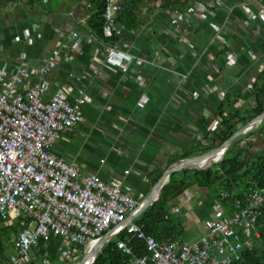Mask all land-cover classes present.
I'll return each mask as SVG.
<instances>
[{"label":"crops","instance_id":"obj_1","mask_svg":"<svg viewBox=\"0 0 264 264\" xmlns=\"http://www.w3.org/2000/svg\"><path fill=\"white\" fill-rule=\"evenodd\" d=\"M75 5L74 0L0 1V66L10 74L19 62L33 69L55 59L46 98L65 88L69 101L79 91L89 100L82 120L54 143L52 154L82 174L122 184L141 203L168 166L200 155L201 143H208L220 123L223 104L242 105L240 94L264 73V0H177L169 7L144 0L133 38L120 40L126 45L121 60L113 61L105 58L107 42L89 32L88 15H75ZM64 24L78 38H59L55 29ZM207 197L193 185L172 201L174 238L192 243L206 232V221L219 215ZM61 242L53 235L40 240L32 258L47 253L49 262L54 252L60 257Z\"/></svg>","mask_w":264,"mask_h":264},{"label":"built area","instance_id":"obj_2","mask_svg":"<svg viewBox=\"0 0 264 264\" xmlns=\"http://www.w3.org/2000/svg\"><path fill=\"white\" fill-rule=\"evenodd\" d=\"M122 1L105 0L102 35L113 39L105 46L108 61L121 60L126 45L115 39L122 31L115 21ZM55 30L59 38H78L70 24ZM25 56L21 53L19 58ZM56 65L52 58L33 69L19 62L10 74L6 65L0 66V221L18 215L23 218L15 251L6 264L30 263L32 247L51 235L62 239L59 256L65 259L76 258L79 247H88L105 233H115L114 237L125 231L129 237L117 239L116 245L127 256V264H232L253 246L260 236L259 220H264V190L256 188L250 190L244 206L236 201L234 211L223 218L219 202L214 201L219 215L206 221V232L197 241L183 243L174 237L159 241L144 236L146 253L133 254L130 240L141 234L142 226L131 216L140 203L122 184L82 174L51 152L54 143L82 120L83 105L89 100L79 91L69 101L65 88L46 98L47 76ZM32 77L35 81L28 85ZM135 81L144 86L142 77Z\"/></svg>","mask_w":264,"mask_h":264},{"label":"trees","instance_id":"obj_3","mask_svg":"<svg viewBox=\"0 0 264 264\" xmlns=\"http://www.w3.org/2000/svg\"><path fill=\"white\" fill-rule=\"evenodd\" d=\"M7 4L18 3L21 0H0ZM34 2L36 0H29ZM38 1V0H37ZM46 1L48 0H39ZM76 2L75 15L86 14V26L89 32L98 40L109 42L103 38V13L105 0H74ZM144 0H123L122 9L117 12L115 21L121 26V35L118 40L129 41L133 38L132 30L136 26V12L141 8ZM156 1V0H145ZM85 2V4H84ZM159 7L175 5L177 0H157ZM85 7V10L81 9ZM244 102L237 105L236 101L223 104L219 111L220 123L213 131L208 143L202 144L199 154L210 151L226 141L238 128L264 110V73L260 72L247 93L240 94ZM261 143V144H260ZM159 174L157 180L161 177ZM156 180V181H157ZM196 185L204 188L208 193L210 203L219 202L223 213L231 214L235 209V202L246 204V198L251 189L264 190V119L247 133L236 137L225 151L222 159L217 163L197 169H182L170 174L164 183L159 198L147 205L133 220L142 226L141 234L130 240L133 254L146 253L144 236H152L162 241L173 238L176 225L170 214L172 201L178 198L185 190ZM264 209V207H263ZM167 216V217H165ZM223 218V217H222ZM21 218L13 217L11 224L0 221V264H6L11 253H14V242L17 238ZM260 236L255 239L253 246L242 252L241 258L232 264H264V220L258 223ZM129 234L119 232L110 238L100 249L92 264H127V256L117 248V239H127ZM11 241V242H10ZM6 243L10 244L12 252L5 251ZM89 246L79 247L81 254H86ZM44 257L32 258L28 264H47ZM66 262V261H64Z\"/></svg>","mask_w":264,"mask_h":264},{"label":"water","instance_id":"obj_4","mask_svg":"<svg viewBox=\"0 0 264 264\" xmlns=\"http://www.w3.org/2000/svg\"><path fill=\"white\" fill-rule=\"evenodd\" d=\"M263 119H264V110L259 115H257L256 117L251 119L249 122H247L245 125H243L240 128H238L226 141H224L221 145L217 146L216 148H214V149H212L210 151H207V152H205L203 154L197 155V156L184 158L181 161L176 162V163L171 164L170 166H168L166 168V170L163 172L161 178L158 180V182L154 186L152 194L150 196H148L145 200H143L140 203V206H139L138 210L136 211L135 215L139 214L147 205L154 203L159 198L161 190H162V188L164 186V183L169 178L171 173H173L175 171L182 170V169H197V168L206 167L205 165H195L194 162H196V161H198L200 159H204V158L209 159L213 155L218 153L219 157L215 161L211 162L210 164L217 163L218 161H220L222 159L225 151L229 148V146L231 145V143L233 142V140L236 137L247 133L249 130H251L256 125H258ZM209 165H207V166H209ZM135 215L133 214L131 216V219H133V217ZM114 234L115 233H105L96 241V246L94 247V249H92V251H91V253L89 255L90 258H89V260H88V262L86 264H92L94 262V260L96 258V255L98 254V252L100 251L102 246ZM84 262H85V258L79 264H84Z\"/></svg>","mask_w":264,"mask_h":264},{"label":"rangeland","instance_id":"obj_5","mask_svg":"<svg viewBox=\"0 0 264 264\" xmlns=\"http://www.w3.org/2000/svg\"><path fill=\"white\" fill-rule=\"evenodd\" d=\"M11 220L12 219H10V221ZM12 222L13 221H11V223ZM5 251H6L7 254H9V253L12 252V249L10 247V244L6 243V245H5ZM30 253H31V256L34 255L32 251ZM36 253L41 254L40 249L36 250ZM48 256H46V258H44L43 261L46 262ZM73 257L74 256H70L69 258L62 259V258L58 257L57 252H54V253H51V256L49 258V262L47 261L48 263L47 262L46 263L47 264H79L84 258H85V261L87 260V258L89 257V251H87V253L85 255L84 254H81L80 252H77L76 253V258H73ZM64 261H66V262H64Z\"/></svg>","mask_w":264,"mask_h":264},{"label":"bare ground","instance_id":"obj_6","mask_svg":"<svg viewBox=\"0 0 264 264\" xmlns=\"http://www.w3.org/2000/svg\"><path fill=\"white\" fill-rule=\"evenodd\" d=\"M218 157H219V154L217 153V154L213 155L209 159H206V158L200 159V160H198V161H196L194 163H195V165H205V166H207L211 162L215 161ZM95 246H96V242H94L91 245H89V250H88L89 251V255H90L92 249H94ZM89 258H90V256L87 258V260L84 262V264H86L88 262Z\"/></svg>","mask_w":264,"mask_h":264}]
</instances>
